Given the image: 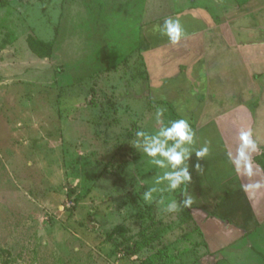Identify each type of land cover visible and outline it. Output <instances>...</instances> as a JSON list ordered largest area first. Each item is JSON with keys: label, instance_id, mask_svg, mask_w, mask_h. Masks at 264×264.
<instances>
[{"label": "rangeland", "instance_id": "obj_1", "mask_svg": "<svg viewBox=\"0 0 264 264\" xmlns=\"http://www.w3.org/2000/svg\"><path fill=\"white\" fill-rule=\"evenodd\" d=\"M116 2L109 25L99 0H0V264H214L167 178L178 167L136 135L161 127L158 108L181 117L146 94L141 1ZM89 21L113 59L83 49ZM29 36L57 45L39 57Z\"/></svg>", "mask_w": 264, "mask_h": 264}, {"label": "crops", "instance_id": "obj_2", "mask_svg": "<svg viewBox=\"0 0 264 264\" xmlns=\"http://www.w3.org/2000/svg\"><path fill=\"white\" fill-rule=\"evenodd\" d=\"M117 1H141L137 6L141 39L135 54L145 65L149 101L171 107L195 131L192 143L181 144L190 153L184 163L191 178L186 193L193 203L186 209L209 257L214 264H264V170L256 161L264 148V0ZM99 2L112 7L109 25L117 22L116 17L112 20L118 13L116 0ZM71 14L73 25L78 12ZM176 16L187 35L174 45L156 25ZM89 22L79 24L85 31L83 49L90 56L101 47L109 50L102 56L113 59L119 44L94 40L91 35L98 25L93 21V30ZM75 27L70 26L71 37H65L68 44L69 39L71 44L79 42L74 41ZM46 41L57 45L54 37ZM242 127L253 130L256 142L255 150L246 149L252 175L243 168L237 172L234 163ZM202 146H207L208 155L197 157L193 148Z\"/></svg>", "mask_w": 264, "mask_h": 264}, {"label": "clouds", "instance_id": "obj_3", "mask_svg": "<svg viewBox=\"0 0 264 264\" xmlns=\"http://www.w3.org/2000/svg\"><path fill=\"white\" fill-rule=\"evenodd\" d=\"M156 29L160 34L167 36L169 41L174 45L178 44L182 38L187 35L180 16L166 17L162 24L156 25ZM164 112L165 109L163 108H158L156 111V121L161 124V127L157 131L149 133L140 130L137 131L136 135L145 138L146 143L144 151L149 157L155 158L157 154H159L162 157H166L173 168L181 166L180 171L170 174L167 177L171 181V188L177 189V185L182 181L187 182L191 179L187 171V165L184 163L190 153L187 148H181V144L185 141L192 143L195 131L189 121L185 118L170 120L167 124H164L162 120ZM252 134L253 130L250 127H242L239 130L240 144L237 148V155L234 161L237 172L243 168L248 175H252V163L251 156L246 154V149L251 148L255 150L256 148V142L252 139ZM168 141H174L175 143L173 146L165 150V145ZM177 149L180 150L177 151ZM193 150L196 151L197 157H205L208 155L209 151L207 146H202L198 149L193 148ZM155 163L159 164L162 163V161L157 159L155 160ZM196 167L198 169L199 164H197ZM255 187H260L259 183H257ZM153 191H156V189H153ZM184 194L187 199L183 201V204L185 207H189L193 203L192 197L187 193ZM143 197L146 202H149L150 197L148 193H145ZM176 208L177 205L175 200H173L169 204V209L176 210Z\"/></svg>", "mask_w": 264, "mask_h": 264}, {"label": "trees", "instance_id": "obj_4", "mask_svg": "<svg viewBox=\"0 0 264 264\" xmlns=\"http://www.w3.org/2000/svg\"><path fill=\"white\" fill-rule=\"evenodd\" d=\"M27 43L29 48L31 49V51L33 53H35L37 56L39 57H49L52 51V46L53 43L51 41H43L39 38H35L33 36H29L27 38ZM256 161L260 164V166L263 168L264 170V148H262L261 154L256 158ZM188 182H184L182 181V186H181V205H182V211L184 213L185 216H187L188 218H190V215L186 209V207L183 204L184 201V193H186V189H187V184Z\"/></svg>", "mask_w": 264, "mask_h": 264}]
</instances>
